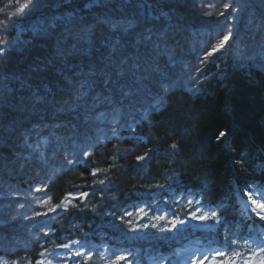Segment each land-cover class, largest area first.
Returning <instances> with one entry per match:
<instances>
[{"label":"trees","instance_id":"obj_1","mask_svg":"<svg viewBox=\"0 0 264 264\" xmlns=\"http://www.w3.org/2000/svg\"><path fill=\"white\" fill-rule=\"evenodd\" d=\"M24 2L25 0H20L21 4ZM147 2L154 4L152 15L159 16V19L149 20L144 28L160 32L168 29L169 24L184 26L176 32L171 29L168 31L169 44L175 47L178 59L181 58L182 52L190 51L195 45L202 60L205 51L223 34L229 30L235 32L231 55L226 61L220 62L221 67L224 63L229 65V74L223 81L210 76L205 82V92L197 95L194 100H191L187 92L177 91L170 94L166 98L170 101L168 107L159 111L151 109V96L142 95L136 104V108L140 109L137 118L143 114L144 109H148V119L136 125V134L142 137L140 141L130 139V130H120L119 136H113L111 128H119V125H81L80 133L74 140L83 150L93 153L92 159L87 163L80 147L73 146L71 141L57 139L66 136L68 130L63 127L54 128L53 125L70 119V116L59 113L53 115L54 109L47 105H38L41 111H37L35 115L5 109L10 112L6 123L16 129L11 133L14 151L22 153V156L17 159L10 151L5 152L10 160H16V164L9 165L14 169L11 174L7 170H0V218H9L3 216V213L9 212L11 216H16L17 211L29 217L24 219L23 215L17 216L16 220L12 221V227L6 230L9 238L17 242L14 251L8 252L7 255L23 258L21 264H28L29 258L33 264L41 258L47 260V255L52 252L57 254L59 249H64L56 246L61 243H67L69 246L86 244V253H91L90 261H86V256L82 255L75 256L67 264H105L119 255L128 258L120 264H182L188 259L192 249L198 246L229 255L239 252L243 258H247L258 246H264L261 243L264 241V234H260L264 233L261 228L264 221H260L259 216L241 206V197H252L264 202V179L260 178L261 173L256 167L264 159V70L258 67L264 63V59L259 55H255L252 60L248 59L259 53L261 36L257 33L253 41L250 39L253 33L249 30L241 39L246 32L245 22L250 10L242 13L232 12L228 17L227 27L219 29L215 21L224 23L223 18L216 15L222 10L221 0H203L204 4L215 5V8L204 9L212 13L211 17L204 16L199 7L193 9L192 0ZM224 2L231 4L232 0ZM239 2L240 0H237V5ZM83 3L84 0H77V5L82 9L77 15L87 14L88 21L94 18L93 13L102 14L107 11L93 9L90 12L83 9ZM250 3L261 7L256 8L257 13L264 11V0H250ZM9 5L10 0L0 3V9H3L0 17L9 12L16 13L18 5L15 0H11ZM171 6L175 11L170 12ZM138 11L132 8L120 12L115 9L113 3L110 15L119 18L121 15L130 16ZM69 12H75V8L63 5L60 10L51 14L67 17ZM161 12L169 13V18L160 15ZM13 18L17 19V26L0 35L10 42L9 47L5 49L8 53V67L20 75L21 79H26L29 64L46 63L47 59L52 57L56 37L66 34L65 25L57 21L58 27L49 30L53 31L52 36H33L31 32H19V28L39 23L34 22V16L31 20L30 17L18 15ZM44 22L47 24L51 20ZM144 28L138 30L143 31ZM101 30L107 34V29L98 26L97 37ZM215 31H220L222 35L206 45L209 33L213 34ZM18 40H31V43L20 45ZM69 42H72L71 38ZM245 44L249 45L247 49H244ZM96 46H99L98 39ZM17 47L25 48L23 54L16 51ZM238 50H244L243 57L237 55ZM219 55L218 53L212 59L217 60ZM185 58L195 59L194 56ZM167 59V56L160 58L162 66H167ZM69 62L77 65L83 62L85 71L87 70V57H70ZM232 65H236L235 71H232ZM56 67L63 68V65L57 63ZM209 69L215 72L216 64L210 62ZM65 72L71 75L67 70ZM29 82L33 88L39 86L41 90L47 84L56 93L57 100L63 102L68 99L71 102L73 89L63 77L56 74L55 69L32 74ZM5 83L13 89L19 87V82ZM188 86L194 87L192 84ZM60 88L64 91H60ZM17 95H30V90L14 91L13 97ZM49 97L51 98V94ZM13 103H16L15 99ZM45 124L48 127H44ZM33 125L39 127L34 128ZM21 131L28 136V143L34 146L35 151L24 145ZM220 131H224L226 135L216 140ZM105 136L108 138L104 139ZM45 139L47 143H43ZM172 143L178 145L176 150L170 148ZM149 149L151 152L143 162L135 160L136 155H143ZM75 152H79V161L68 165L66 156L73 158ZM28 157L31 159L26 160ZM237 161L240 163L237 164ZM21 164L24 165L22 170ZM95 167L107 168L108 171L92 177L90 171ZM54 172V179L49 181L48 177ZM99 180H104L105 183L100 185ZM157 184L163 187H147ZM44 185L48 186L47 196L33 192L26 200L21 199V202L26 204L25 208L18 209L15 203L11 209L5 207L9 200H16L15 196L9 194L10 189L26 194L36 186ZM79 191L89 192L88 208L91 209L92 205H95V211L58 210L47 216L33 215L34 211H46L33 197H51L52 203H59L69 192ZM189 199L193 201L191 206L188 205ZM196 201H200V204L197 205ZM225 203H231V207L226 211L221 207ZM133 205L143 207L150 217L175 214L186 223L172 232L156 229L130 232L117 217L123 216L125 211L135 213L136 207ZM196 207H200L201 212L217 211L220 222L212 220L201 225L191 220L189 213ZM124 218L135 219V216ZM143 222L149 221L145 219ZM245 224L253 227L250 230L244 227ZM48 226L54 231L44 237L41 228ZM73 241L77 243L73 244ZM41 252L45 255L40 256ZM256 258H259V253ZM211 261L208 264H211Z\"/></svg>","mask_w":264,"mask_h":264},{"label":"snow or ice","instance_id":"obj_2","mask_svg":"<svg viewBox=\"0 0 264 264\" xmlns=\"http://www.w3.org/2000/svg\"><path fill=\"white\" fill-rule=\"evenodd\" d=\"M18 5L16 11L18 16L23 15L28 11L20 3V0H15ZM113 3L116 10L124 12L125 9H138V12H133L129 15H121L119 18L110 15L113 11ZM11 5V0H10ZM9 5V6H10ZM67 5L68 7H74L75 12H69L67 17L56 15L51 22L45 24L44 21L39 23L30 24L27 28L20 27L19 32H31L33 36L44 35L52 36L53 31L58 25L57 21L65 25V35L56 39L54 45V52L51 58L47 59L46 63L41 62L37 64L28 65V78L21 79L20 75H17L8 67V53L0 48V170H7L10 174L14 171L9 165H15L16 160H10L6 151H10L17 159L22 156V153L14 151L13 137L11 133L16 131L10 124L6 123L9 118L10 112L6 111H20L30 112L35 115L37 111H41L38 105H47L54 109L53 115L59 113L66 116H70L64 122H59L53 125L54 128H65L68 130L66 136L57 137L59 140L71 141L73 146L80 147L85 158V163L92 159L93 153L88 150H83L81 146L76 145L74 137L80 133L81 125L92 126L96 123L99 124H113L119 125V128L112 127L111 133L113 136H119L120 130H130L132 133L130 139L140 141L142 137L137 135L136 125H139L142 120L148 119V109H144L143 114L137 118V114L140 113V109L136 108V104L139 102V98L145 95V87L150 77L154 76L161 69L160 58L167 56V66L173 67L177 63V52L175 47L169 44L168 31L171 29L173 32L183 29L182 24L171 25L164 31L155 32L152 28H144V25L149 20H158L159 16H153L152 11L154 4L148 3L147 0H84L83 9H88L90 12L93 9H107L102 15H95L91 21L86 20V15H77L82 9L77 5V0H61L60 5ZM250 0H240L237 5V0H232L231 4L221 0L222 10L218 11L216 15L223 18L224 23L221 24L220 20H216L215 24L219 29H224L228 24L229 15L234 12H244L250 10ZM191 7L197 8L206 17H211L212 13L204 11L205 8H215V5L208 3L204 4L203 0H192ZM170 12L175 11L174 7H170ZM3 12V9H0ZM160 15L169 18V13L161 12ZM236 25H239V18H236ZM98 26H103L107 29V34L101 30L99 37H97ZM144 28L143 31L138 29ZM246 32L241 36L243 39L247 31H251L253 34L250 37L253 41L257 33L261 36V43L259 45V53L248 57L249 60L255 58V55H259L261 59H264V17L260 22H257L255 12L249 11L248 18L245 22ZM211 35V33H209ZM155 37V39H154ZM230 37L232 39H230ZM236 33L229 30L223 34L219 40L211 45V48L205 51L204 57L201 61H207L224 49L232 50V43L235 40ZM71 38V43L69 42ZM97 39L99 40V46L97 47ZM31 40H18V44L27 45ZM226 45L228 46L226 48ZM178 46V43H177ZM249 45L245 44L244 49H247ZM16 51L23 54L24 47H17ZM190 51H196L195 45ZM244 50H238L237 55L243 57ZM87 57V70L83 62L82 69H78L76 65L69 62L70 57ZM57 63L63 65V68H57ZM244 66V65H241ZM261 70H264V63L258 65ZM70 72L68 75L65 72ZM49 69H55L58 76L63 77L68 86L73 89L71 102L65 99L63 102L56 99V93L52 91L47 84L44 85L41 90L39 86L33 88V85L29 82L32 74L46 72ZM19 82V87L13 89L5 82ZM22 90H30V95H17L13 97V92H20ZM60 91L64 89L60 88ZM41 91L43 94H41ZM189 92L195 93L198 89L189 88ZM51 94V98L49 97ZM15 99L16 103H13ZM59 105V106H57ZM103 106V107H102ZM151 109L159 111V101L153 100ZM46 110V109H45ZM41 119L43 117L41 116ZM33 127H39L33 125ZM44 127H48L47 124ZM54 135V133H53ZM226 133L220 131L216 136L217 140L224 137ZM20 136L24 138V145L28 148H35L32 144L28 143V136L24 132H20ZM108 137H104L107 139ZM47 139L43 143H47ZM38 147V145L36 146ZM90 147H93L90 145ZM170 148L176 150L178 145L172 143ZM151 149L144 152L143 155H136L135 160L137 162H143L146 157L149 156ZM80 158L79 152L73 153V158H67L66 163L73 165L78 162ZM31 159V157L25 158ZM237 164L240 161L236 162ZM23 164L20 165L21 170ZM261 173V179H264V159L256 165ZM59 171V170H57ZM107 168H92L90 175L96 177L101 172H107ZM55 172L52 176L48 177L49 181L54 179ZM98 183L103 185L104 180H99ZM148 188L158 187L162 188L163 185L157 184L147 185ZM42 193L44 196L48 194V186H36L26 194L17 191L9 190V194L16 197V200H9L6 208L11 209L13 203L16 204L18 209L26 207L21 199H27L28 196H32V193ZM89 192L79 191L78 193L69 192L59 203H52L51 197L43 199L40 197H33L37 200L38 205L41 208H46L45 212L34 211V216H47L48 214L56 213L58 210L64 212H70L71 210L77 211H95L96 206L92 205L91 209L88 208L87 198ZM115 199V197H113ZM231 201V198H229ZM79 201L80 203H75ZM193 204L192 200H188V205ZM199 205L200 201H196ZM252 212L259 216L260 221H264V203L258 200L252 199ZM133 207H136L133 205ZM221 207L226 211L231 207V203L222 204ZM247 208V204L244 205ZM106 215H115V213H105ZM223 214V213H222ZM221 214V215H222ZM23 215L17 211L16 216H11L9 213H3V216L9 218H0V264H21L23 258H12L7 255L8 252L14 251L16 241H13L7 235L6 230L12 227V221H15L17 216ZM135 216V219H125L124 217L131 218ZM24 219H29L28 216L23 215ZM189 218L201 225L205 222L216 220L220 222V216L217 211H204L201 212L200 207H196L194 211L189 213ZM117 219L121 221L124 227L128 231L136 233L146 229H156L161 232H172L177 230L180 226H183L186 222L181 217L173 214L168 216L167 214H159L155 216H149V213L145 211L143 207H136L135 213L131 211H125L123 216H118ZM147 219L149 222L144 223ZM251 230L248 224H245ZM264 229V225H261ZM54 231L51 226L47 228H41L42 235L48 237L50 233ZM264 234V233H260ZM258 234V235H260ZM34 239H37L34 237ZM73 244L77 241H73ZM235 243V241H232ZM247 243V241H245ZM264 244V241L261 242ZM64 249L69 248V244L61 243L56 245ZM47 251V249L45 250ZM259 258L257 259V254ZM40 256H44L45 253H39ZM74 256L80 257L86 256V261L91 260V253H83L76 251ZM222 258V259H218ZM239 258V259H238ZM128 258L125 255L116 256L115 260H108L105 264H120L121 261H126ZM207 260V258H205ZM205 260H193L192 264H205ZM28 264H33L31 258L28 259ZM35 264H53L52 260L39 259L35 261ZM211 264H264V246H258L256 250L252 251L247 258H243L241 253L233 252L231 255L225 252H217L212 258Z\"/></svg>","mask_w":264,"mask_h":264},{"label":"clouds","instance_id":"obj_3","mask_svg":"<svg viewBox=\"0 0 264 264\" xmlns=\"http://www.w3.org/2000/svg\"><path fill=\"white\" fill-rule=\"evenodd\" d=\"M0 3H4V0H0ZM60 4L61 0H25L22 6L28 9V11L23 15V17H30L31 20V18L34 16L36 18L34 22L53 20L56 15L53 16L51 13L53 11L60 10L62 6H55ZM257 7L260 6L251 4L250 10L255 12L256 20L257 22H260L261 18L264 17V11L257 13ZM102 14L93 13L94 16ZM14 15H18L17 11L15 14L9 12L6 15L0 17V34L6 33L17 26V19L13 18ZM237 34H239V28H237ZM221 35L222 33L220 31H215L210 35L209 40L206 41V45L210 44L213 39ZM58 38L59 37L57 36L56 39ZM9 43L10 42H7L3 35H0V46H3L0 48L5 50L9 47ZM201 51H204V49H201ZM219 54L220 55L217 60H213L211 58L207 61H201L199 51L182 52L181 58L177 60V63L173 67L161 65L160 71L149 78L145 87V94L151 96L153 100L159 101L160 110L168 107L170 101H168L166 98L170 94L177 91L189 93L191 100H194L197 95L203 94L205 92V82L209 80L210 76H215L218 80L223 81L229 74V65L224 63L223 67H221L220 62L226 61L230 57L231 52L229 49H224ZM191 56H194L195 59L185 58ZM210 62L216 64L215 72L209 69ZM76 67L77 69H82L83 65L79 64L76 65ZM231 67L232 71L236 70V65H232ZM65 70H67V68H65ZM0 75H3V73H0ZM189 84L194 85V87H189ZM221 87H223V84H221ZM189 88L198 89V91L195 93L189 92Z\"/></svg>","mask_w":264,"mask_h":264},{"label":"rangeland","instance_id":"obj_4","mask_svg":"<svg viewBox=\"0 0 264 264\" xmlns=\"http://www.w3.org/2000/svg\"><path fill=\"white\" fill-rule=\"evenodd\" d=\"M241 202L243 206L247 204V209H252L251 198H247V199L245 198ZM86 248L87 246L85 245H79V246L76 245L75 247L70 248L69 251H71L72 253H75L76 251L85 252ZM66 254H67L66 252H61L59 254H56L55 256L49 254L47 255L46 259L52 260L53 264H67L70 260L69 259L70 257L66 256Z\"/></svg>","mask_w":264,"mask_h":264}]
</instances>
